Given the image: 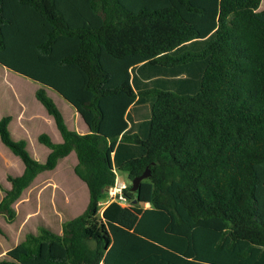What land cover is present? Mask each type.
Instances as JSON below:
<instances>
[{"label":"trees","instance_id":"obj_1","mask_svg":"<svg viewBox=\"0 0 264 264\" xmlns=\"http://www.w3.org/2000/svg\"><path fill=\"white\" fill-rule=\"evenodd\" d=\"M261 0H0V59L60 58L84 78L79 107L89 133L77 134L42 87L35 99L61 138L38 142L32 159L0 142L23 171L8 177L0 217L41 173L74 154L85 185L82 214L61 234L41 229L0 264H264V10ZM4 52V53H3ZM90 118H87L88 116ZM149 171L129 203H99L115 172ZM133 201H135L133 203ZM1 232V230H0Z\"/></svg>","mask_w":264,"mask_h":264},{"label":"rangeland","instance_id":"obj_2","mask_svg":"<svg viewBox=\"0 0 264 264\" xmlns=\"http://www.w3.org/2000/svg\"><path fill=\"white\" fill-rule=\"evenodd\" d=\"M264 10L261 0L258 11ZM29 46V55L8 59L6 54L0 59V119L9 117L8 132L15 142H23L28 155L43 163L49 150L38 142L41 134L50 137L53 143L61 139L54 122L35 99V91L42 87L61 111L65 125L75 129L73 123L84 120L79 107L85 101L82 93L84 78L75 67L60 68L57 61L76 50L67 39L54 44L48 58L35 53V46ZM74 70V71H73ZM81 119V120H80ZM76 159L73 154L59 160L51 171L39 174L32 184L13 204L15 218L8 222L0 217V260L5 253L27 236H37L41 229L60 235L62 224L83 213L88 202L85 185L75 176ZM23 171L21 161L11 154L0 142V200L10 188L8 177H17ZM117 179L131 186L125 172H116ZM108 200L104 194L99 203V216ZM125 204H129L128 202Z\"/></svg>","mask_w":264,"mask_h":264},{"label":"built area","instance_id":"obj_3","mask_svg":"<svg viewBox=\"0 0 264 264\" xmlns=\"http://www.w3.org/2000/svg\"><path fill=\"white\" fill-rule=\"evenodd\" d=\"M127 189L125 183L118 181L115 172L114 185L106 190V198L108 200L106 206L112 202L117 203L121 206H127V199L123 195V191Z\"/></svg>","mask_w":264,"mask_h":264},{"label":"crops","instance_id":"obj_4","mask_svg":"<svg viewBox=\"0 0 264 264\" xmlns=\"http://www.w3.org/2000/svg\"><path fill=\"white\" fill-rule=\"evenodd\" d=\"M74 71V70H73ZM61 112V111H60ZM88 116V115H87ZM63 117V116H62ZM87 118H90L89 116ZM81 120V119H80ZM75 129L72 128V131H75L77 134H87L89 133V124L81 120V123L78 121V116L73 123ZM9 126V125H8ZM61 139V138H60ZM61 142V141H60ZM71 155V154H70ZM74 155V154H73Z\"/></svg>","mask_w":264,"mask_h":264},{"label":"water","instance_id":"obj_5","mask_svg":"<svg viewBox=\"0 0 264 264\" xmlns=\"http://www.w3.org/2000/svg\"><path fill=\"white\" fill-rule=\"evenodd\" d=\"M148 176H149V171H145L142 175H140L139 177H137V178H134L132 181H131V192H135L136 190H137V188H138V185H139V183L142 181V180H144V179H146V178H148ZM135 201H133V203H134Z\"/></svg>","mask_w":264,"mask_h":264}]
</instances>
